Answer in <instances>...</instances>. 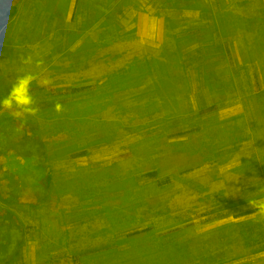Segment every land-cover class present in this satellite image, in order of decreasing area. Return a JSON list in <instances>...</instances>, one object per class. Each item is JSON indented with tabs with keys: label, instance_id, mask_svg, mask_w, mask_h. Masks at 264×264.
<instances>
[{
	"label": "rangeland",
	"instance_id": "obj_1",
	"mask_svg": "<svg viewBox=\"0 0 264 264\" xmlns=\"http://www.w3.org/2000/svg\"><path fill=\"white\" fill-rule=\"evenodd\" d=\"M74 1L18 0L14 4L12 0L11 4L8 0L7 9L14 5L15 12L11 14L6 9L0 13V37L8 34L17 42L27 43L23 46L26 51H20L42 61L39 66L32 64L31 72L38 75L41 83L45 75L56 89L93 84L103 74L98 63L90 68L86 67V61L81 67L75 64L79 61L72 51L84 38L96 36L97 31H93L92 27L83 32V17L80 15L71 20ZM201 1L204 4L195 0H126V4L113 12L110 28L115 33H130L129 44L132 46L140 43L156 48L168 47L173 35L180 30L202 26L203 29H197L199 31L188 36V41L184 43L187 63L176 70L178 81L181 82L180 89L182 88L179 92L181 98L178 100V111L190 108L191 112L178 119L176 115L167 119H145V122H139V118H134L137 114L142 113L145 117L148 110L152 111L157 107L126 105L149 99L156 92L154 89V92L151 89L141 90V87L121 90L111 95L112 107H76L79 110L85 109L83 111L87 112V119L96 120L98 115L101 120L106 121L104 126L116 130L114 136L111 133L106 136V139L112 138L108 143L95 142L97 137L94 135L98 136L101 132L100 121L92 122L91 128V122L84 118V121L78 120L75 123L73 120L77 126L75 130L78 128L76 132L81 128V133L77 135L74 130L64 131L61 135L56 133L54 136L47 133L45 139L49 138L54 142L64 140L63 150L49 154L50 159L35 157L30 163L29 158L15 157L7 152L3 155L10 146L15 147L11 144L6 147L7 140L16 141L27 137L30 132L32 135H41L39 131L47 120L36 115L21 121L14 113L7 111L9 116H15L11 118L12 130L6 129L0 120V236L11 240L4 245L8 248L6 252L17 251L9 264H125L124 255L131 247L127 242L113 247V234H117V239H123L128 236L126 234L148 226L152 227L153 237L172 230H175L177 239L203 236L200 239L203 242L207 240L204 244L207 246L209 243V247L215 252L213 258L210 256L201 264H238L246 260L253 261L254 264H264V236L260 235L252 240L237 234L241 230L237 222L247 219H255V223L264 222V189L260 180L255 179L260 170L264 169V133L261 137L258 136L256 146L251 142L250 136L246 138L248 133L254 134L261 124L256 115L255 102L258 101L257 98H264V51L257 55L256 61L242 62L239 49L240 31L249 27L245 22L248 15L242 7L244 2L248 3L250 0H234L236 4H232L230 0ZM207 3L212 6H206ZM89 4L88 11L91 14L96 13L97 8L101 12L109 9L106 0H90ZM262 4L263 1L258 4V11L254 8L260 14ZM212 7L217 8L218 23L211 22L214 11ZM64 17L68 19L65 20ZM209 24L212 26L208 31L221 37L229 48L228 56H224L219 49H206L209 55L206 72L209 79L215 82L213 90L208 89L204 81L200 80L199 63L188 60L187 54L198 45H203L202 48L205 49L204 38L208 31L203 30ZM38 39H43L40 41L42 44L37 43ZM34 43L37 48H33ZM45 45L47 48H44ZM19 55L18 49L9 51L2 65L5 73L18 68L16 57ZM80 57L85 59V51ZM79 67L80 71L77 70ZM48 70L56 72V76L48 77L45 74ZM25 71L28 72V68ZM202 71H205L204 68ZM116 76H110L109 85L118 83L120 78ZM152 82L150 80L148 83ZM159 97L162 101H167L163 100L166 96ZM165 105L163 103L158 108L167 114L171 113ZM177 107H173L174 110ZM201 109L204 114L199 113ZM65 111L67 107H63L61 113ZM9 116L4 120L5 124L11 122ZM230 117H237L239 131L245 139L233 144L228 140L209 143L207 135L211 134L209 127L213 126L214 120ZM117 120L121 122H114ZM141 124L144 125L143 128ZM228 124H223L224 130ZM232 124L234 125L233 121L230 122V131ZM185 130L191 132L175 134ZM49 131L46 128L44 130ZM146 136L153 137L154 144L148 145L147 141L150 139L145 138ZM88 139L94 140L90 143L89 152L71 157L72 152L85 150L82 143ZM181 140H187L180 145L186 149L175 150L172 143ZM72 142H76V145L67 146ZM253 146L257 151L249 150ZM209 157H212L210 161ZM243 159L245 160L242 161ZM45 167L62 172V178L72 175L81 179L86 176L96 186L107 181L102 184V191L99 192L96 202L102 201L110 209H117L122 213L124 218L120 228L112 232L99 204L90 205L89 200H79L78 194H57L53 189L44 191L37 187L45 175ZM187 167L193 169L183 172ZM154 170L157 171L156 176L146 175ZM215 171L225 178L221 183L227 187L226 193L210 200L198 199L195 193L201 192L200 186H204L214 176ZM66 173L71 175L67 176ZM168 177L170 182H166ZM136 182L139 183L138 186ZM246 182H250L248 186H240ZM212 186L216 189L214 183ZM126 188L135 190L137 203L145 200L141 207L134 200L128 202L131 199L126 197L129 195L125 192ZM206 202L209 207H205L208 205ZM247 207L262 209L248 216H232L234 212ZM155 209L164 212L152 214ZM1 223L4 226L10 225V229H6ZM227 223L234 224L231 226L230 236H223L224 230L213 231ZM262 226L264 227V223ZM152 235H135V246H148L152 242ZM217 235L223 236V239ZM1 245L3 246V242ZM155 253L157 260L161 254L159 251ZM191 258L189 255L185 264H192Z\"/></svg>",
	"mask_w": 264,
	"mask_h": 264
},
{
	"label": "trees",
	"instance_id": "obj_2",
	"mask_svg": "<svg viewBox=\"0 0 264 264\" xmlns=\"http://www.w3.org/2000/svg\"><path fill=\"white\" fill-rule=\"evenodd\" d=\"M12 4V0H10ZM18 0H13V3L15 4ZM39 1V0H38ZM107 6H109V9L107 11H100L98 8L95 9L96 13L91 14L88 11L89 2L90 0H75L71 20H73L77 15H80L83 17L81 24L84 27V30H87L89 28L94 27L93 31H97V35L93 37L84 38L82 42L76 47L72 53L77 57L79 62H75L77 66H82L83 62L86 61V67H94L95 63H98L102 67L103 74L101 76V79H98L93 84L88 85H81V86H74V87H58L53 88L49 85L47 86H41L37 88L36 93H32L33 98L36 102V105L39 109L37 115L44 117L47 122L42 124L43 129L40 130L41 135H32L33 133L30 132L27 137L19 138L16 141H13L11 139L7 140L6 147L8 145H12L9 147L8 151H4L7 154H12L15 157L20 156L24 157L26 159L29 158V162H31V159H34L35 157H43L46 159H50L51 153H55L54 151H62L63 145L62 141L64 140H58L57 142H54L53 140L49 138H44V136L47 133H50L51 136H54L57 134L61 135L64 131L70 132L74 130V133L79 135L81 133V128L77 131L75 128L77 126L74 125L75 122H78V120L86 119V121L91 122V128H92V122L100 121L102 124V127H100L101 132L100 135H94V137H97V140L95 142H103V144L108 143V140L112 139L108 137L106 139V136H108L111 133V136H114L116 134V130L108 129L107 125H105L104 119L101 120L100 116H98L94 119H87L86 115L87 112L83 111L85 109L81 108L82 110L76 109V107H112L110 102V97L112 94H116L121 92V90L131 89V88H138L141 87V90H149L151 89L156 92V95H152L149 99H143L139 100L138 103L132 104V105H126V107H157L154 108L152 111L148 110L149 112L145 114V117L141 116V114H137V117H134L136 119L139 118L140 120L144 121L145 119L151 120V119H157V118H163L167 119L170 117L180 118L183 115H185L188 112H191L190 108L179 112L178 107L179 106V99L181 96L179 95V92H181L182 88L180 89L181 82L178 81L177 78L178 75H176V70H178L179 67H184L187 63V55L185 53V42L188 38V36L195 32L199 31L197 29H203L202 26L199 25V27L191 26L188 29L180 30L178 33L173 35L172 41L170 42L168 47H152L148 45H130V33L128 32H121V33H115L110 30L111 28V20L113 19V12H117L119 7L124 4H126V0H106ZM173 1V0H172ZM199 1L201 4H204L201 0H195ZM231 3L236 2L234 0H230ZM263 1V4L261 5V13L256 12L255 9H257L258 4ZM261 2H258L257 0H250L248 3L244 2L243 11L248 15L245 18V22L249 27L241 29V40L240 42V55L242 57V62H253L257 60V55L264 51V0ZM213 3V2H211ZM211 3H207L206 6L210 7L212 6ZM195 4H198V2ZM214 4V3H213ZM217 4V3H216ZM203 6V5H202ZM213 8V16L211 22L218 23V12L217 8ZM255 8V9H254ZM237 9V8H236ZM8 10V9H7ZM87 10V12H86ZM219 10V9H218ZM254 10V11H253ZM258 11V9H257ZM7 12H15V6L12 5L11 9H9ZM212 24H209L208 27L203 31H208ZM196 28V29H195ZM123 33V34H122ZM205 39V49L203 45H198L197 47L189 50L188 54V60L191 61H197L199 63V69L198 74L201 81H204V83L207 85L208 89L213 90V87L215 86V82L209 79L208 73L206 72V64L208 60V52L206 49L212 48V50H220L223 52L224 56L229 55V48L226 46V44L221 40V37L216 36L211 31H208L206 34ZM188 41V40H187ZM208 43V44H207ZM85 51V59H81L82 52ZM159 65V66H158ZM78 68L77 70L80 71L81 68ZM84 68V67H83ZM202 68H204V72L202 71ZM85 69V68H84ZM86 70V69H85ZM214 73V71H213ZM117 75V76H116ZM110 76H116L120 78L118 83H112L109 85ZM115 77V78H116ZM114 78V79H115ZM214 78H216V74H214ZM117 79V78H116ZM151 80L152 83H148ZM147 82V83H145ZM179 86H176V85ZM183 86V85H182ZM69 88V89H68ZM150 91V90H149ZM153 91V92H154ZM55 92V93H54ZM43 93V94H42ZM153 94V93H152ZM177 94L179 96H177ZM120 95V94H119ZM160 95H164L167 98L163 97L162 101ZM72 96H74L72 98ZM71 97V99H69ZM69 100H68V99ZM258 101L255 102V108H256V115L260 121L261 124L257 127L258 130L253 134H249L246 138L249 136L252 138L251 142L255 144H258V136H262L264 133V98L260 99L257 98ZM84 101V102H83ZM83 102V103H82ZM57 103H60L63 107H67V111L64 113L61 111L57 112L55 110V105ZM164 103V107H169V111L171 113H165L164 110H160L158 106H162ZM73 107V109H71ZM173 107H177L175 110ZM213 108V107H212ZM212 108H206L207 110H211ZM149 109V108H147ZM167 110V109H166ZM144 112V111H142ZM203 109L199 110V113H203ZM4 115V114H2ZM9 115H4L0 118L1 124L4 125V127L9 130H12L13 122L11 121L12 116H9V119L11 122L4 123V120ZM120 117V116H119ZM118 117V118H119ZM141 117H144L143 119ZM84 118V119H83ZM122 121V118H119ZM129 119H132L129 117ZM237 117H230L227 119H215L213 126L211 125L209 127V130L211 134L207 135L208 139L207 141L215 142L222 141V140H228L230 144L237 143L241 140H244L245 137H243V133L239 130V124L236 121ZM71 120V121H70ZM74 120V123L72 122ZM120 120L114 121V122H121ZM135 120V119H134ZM233 121L234 125L232 124V130H229L230 122ZM145 122V121H144ZM227 122L229 123L226 126V129H223V124ZM118 124V123H115ZM144 125L141 124V128H143ZM140 127V123H138V128ZM206 127V126H203ZM49 129V132H44V130ZM5 129V130H6ZM42 131V132H41ZM118 131V130H117ZM191 132V130H185L182 132L175 133L177 135H184ZM228 132V133H227ZM227 133V134H225ZM53 134V135H52ZM226 138H225V136ZM151 136V135H150ZM150 136H146L145 138H148L147 142L148 145H151L154 141L152 140L153 137L150 138ZM94 137H91L93 139ZM63 139V138H62ZM89 140L87 142H84L82 145L85 150H80L76 152L71 153V157H77L81 155H85L89 152L88 148L91 147L90 143L94 140ZM114 140V139H113ZM187 140H181V141H175L173 142V146L175 150H185L186 148L180 145H183L184 142ZM251 143V145H252ZM154 144V143H153ZM76 145V142L69 143L67 146H74ZM209 145V144H208ZM5 147V148H6ZM68 148V147H67ZM192 148H194L192 146ZM191 148V149H192ZM214 149V148H213ZM259 149V147H258ZM50 150V151H48ZM198 150V149H196ZM249 150L257 151L254 146L252 149L249 148ZM48 152V153H47ZM259 153V152H258ZM216 156V155H215ZM163 156H161L162 158ZM212 157H209V161ZM243 159L242 161H244ZM35 167V166H30ZM192 167H187L185 170L183 169V172H188L192 170ZM45 175L42 180L39 181V185L37 187H40V189L47 191L49 189H53L56 191L57 194H65L70 193L78 194L80 195L78 198L79 200H89L90 205L92 204H99L101 210L103 209L106 215V223L111 228L112 232L117 231L121 226V221H123V215L121 212L117 211V209H110L109 206H106L102 203V201H97V196L99 195V192L102 191V184L104 182L99 183L97 186L90 182L89 179L86 176H83L80 178L73 177L70 173L67 176L71 175V177H65L62 178L60 175L62 172H57L52 167H45ZM147 176H156L157 171H150L146 174ZM255 179H259L260 182L263 185L264 189V169L260 170V174L255 176ZM136 181V180H135ZM212 181L215 185L216 189H213L212 187ZM222 181H225V178L221 174H217L216 171L214 172V176L204 185L201 187V192H198L200 197L197 198L200 199H208L217 197L219 195H223L227 191V187L222 185ZM166 182H170V178H166ZM93 183V184H92ZM250 183V182H249ZM248 182L245 184L243 183V188L249 185ZM136 185L138 186L139 183L136 182ZM132 187V185H129ZM262 187V186H261ZM125 192L129 195L126 196L128 199H131L128 202H132L137 198L136 195H134L135 190L126 188ZM146 194V193H145ZM145 201V200H144ZM144 201H140L137 203L138 207H141ZM208 204V202H206ZM161 204L159 205V207ZM164 208L166 207L163 204ZM158 207V208H159ZM205 207H209V204ZM156 208V207H155ZM264 208V207H263ZM262 208L259 207H247L244 209H240L233 213L234 218H239L243 216H248L252 213L257 212ZM157 211V212H156ZM158 212H164L159 210H154L152 214H157ZM166 212V211H165ZM122 215V216H119ZM10 220V219H8ZM12 221V220H10ZM238 227H240V231L237 234H242L248 239L256 240L257 237L264 236V227L262 224L264 222L255 223V219H247L243 222H237ZM2 226H4V223H1ZM257 224L256 226H254ZM234 225L232 223H227L226 225H221L220 227L215 228L213 231L216 232L217 230H224L223 236L227 237L231 235V226ZM6 229H10V225L4 226ZM255 227H258L257 229ZM226 231V232H225ZM175 230L168 231L166 233H162L160 235L155 234L153 237V230L152 227H143L141 229L135 230L132 233L126 234L128 236H125L123 239H117V234H113L112 237V245L115 247L119 243L127 242L131 248L128 249V253H125V260L123 261L125 264H185L186 259H188L189 255H191V263L192 264H201L204 261L208 259V257L213 258L214 249L212 247H209V243L207 246L204 244L207 240H201L200 238L203 236L196 235L194 237H190L188 239H177L175 236ZM225 232V233H224ZM169 234V235H168ZM135 235H152V242L146 246V247H139L135 246L136 243L134 241ZM219 236V235H217ZM223 236H219L223 239ZM129 239V241H127ZM134 241V242H131ZM9 238L0 236V262H3L4 264H9L17 254V251L14 252H6L8 248L4 245H7L8 242H10ZM202 241V242H201ZM3 242V246L1 243ZM110 243V242H109ZM193 244V245H192ZM4 247V248H3ZM209 247V248H208ZM155 251H159L161 254V257L157 260H155ZM96 253H98V250H95ZM102 252V251H101ZM101 253L99 252L98 255ZM97 255V256H98ZM38 258L39 253H38ZM169 262V263H168ZM238 264H254L253 261H244L242 263Z\"/></svg>",
	"mask_w": 264,
	"mask_h": 264
},
{
	"label": "clouds",
	"instance_id": "obj_3",
	"mask_svg": "<svg viewBox=\"0 0 264 264\" xmlns=\"http://www.w3.org/2000/svg\"><path fill=\"white\" fill-rule=\"evenodd\" d=\"M8 7V0H0V13ZM0 50H2V40H0ZM24 64H33L37 66L42 64V61L33 59L32 56L22 58ZM37 80V75L33 72H25L18 76L15 82L11 85L7 95H0V114L7 110L15 114L16 118L23 121L28 116H36L39 109L33 98L31 87L33 82ZM49 80L45 79L42 84L47 85ZM55 110L60 112L63 106L60 103L55 105ZM22 127V125H21ZM20 130L19 128L17 129Z\"/></svg>",
	"mask_w": 264,
	"mask_h": 264
},
{
	"label": "crops",
	"instance_id": "obj_4",
	"mask_svg": "<svg viewBox=\"0 0 264 264\" xmlns=\"http://www.w3.org/2000/svg\"><path fill=\"white\" fill-rule=\"evenodd\" d=\"M65 18L66 17H64V19ZM64 19H63V21L66 22L65 20H67L68 18L65 19V20ZM0 38H1L0 40L3 41L2 42V52H0V95H7V93L9 91L11 85L15 82L16 78L26 72L25 71V68H28V72H31V68H33L31 66H33V65L32 64H24L23 63V60H22V58H25V57H28L29 56L28 53H23V52L20 51V49H24V51H26V48L23 47V46H25L27 43L25 44V43H22L21 41L17 42V41H15V39L11 38L10 35H8V34H2ZM41 40H43V39H41ZM41 40L38 39L37 43L38 44H40V43L42 44V42H40ZM34 44L35 45L33 46V48H37L36 47L37 46L36 43H34ZM38 48L40 49L41 46L38 47ZM44 48H47V45H45ZM16 49H18L19 54H20L19 56L16 57V59H17L16 61H18L17 63H19V66H18V68H15V69L13 68L12 71H7L8 73L7 72L5 73L3 71V68H2L3 63L6 61L4 58L7 57V55L9 54V51L12 52V51H14ZM32 50H34V49H32ZM29 53H31V52H29ZM33 59L36 60L35 58H33ZM45 74L48 77L50 76L51 78H53V77L56 76V72H53L51 70H48L47 73L45 72ZM43 77H44L43 78L44 80L47 79V78H45V75ZM38 80L39 79H38V75H37V80H35L33 82L32 87H31V92L32 93L33 92L36 93L37 88H39L41 86H47V85H49L50 87L53 86L52 81L50 83H48L47 85H44L41 82H39ZM34 88H35V90H34ZM2 114L8 115L9 113L7 112V110H5V111L2 112ZM2 114H0V118L2 116H4Z\"/></svg>",
	"mask_w": 264,
	"mask_h": 264
}]
</instances>
